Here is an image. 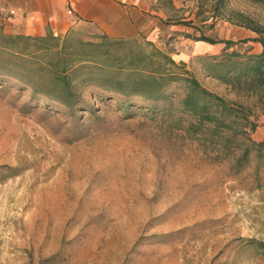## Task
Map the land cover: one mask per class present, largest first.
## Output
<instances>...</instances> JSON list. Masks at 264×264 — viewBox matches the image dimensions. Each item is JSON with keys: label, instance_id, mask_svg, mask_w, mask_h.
<instances>
[{"label": "rangeland", "instance_id": "rangeland-1", "mask_svg": "<svg viewBox=\"0 0 264 264\" xmlns=\"http://www.w3.org/2000/svg\"><path fill=\"white\" fill-rule=\"evenodd\" d=\"M149 8L152 23L136 36L172 46L205 87L235 98L198 60L222 45L174 39L172 30L195 31L173 22L193 19L216 39L256 34L223 18L202 22L209 8L195 16V0ZM236 11L264 24L259 5L228 0L226 12ZM236 46L260 50L254 41ZM94 101L92 112L70 117L27 88L0 84V264H264L246 241H264V168L236 171L170 118ZM257 114L253 137L262 139Z\"/></svg>", "mask_w": 264, "mask_h": 264}, {"label": "trees", "instance_id": "trees-1", "mask_svg": "<svg viewBox=\"0 0 264 264\" xmlns=\"http://www.w3.org/2000/svg\"><path fill=\"white\" fill-rule=\"evenodd\" d=\"M245 1L264 8V0ZM195 3L197 17L209 8L202 22L223 18L256 34L249 39H216L193 19L173 22L195 31L172 30L174 39L222 45L220 53L199 55L198 60L205 73L235 98L205 87L172 57V46L161 48L140 34L110 36L83 29H70L64 35L50 29L40 35L9 32L3 17L11 12L0 17V84L27 88L33 100L70 117H77L79 111L92 112L94 100H99L114 101L125 115L142 110L153 119L170 118L176 129L198 140L214 158L231 161L236 171L253 166L258 173L264 168V138L256 139L253 133L259 126L257 112L264 113V24L241 11L226 12L228 0ZM248 41L259 43V52L236 46ZM246 241L264 255V241Z\"/></svg>", "mask_w": 264, "mask_h": 264}, {"label": "crops", "instance_id": "crops-1", "mask_svg": "<svg viewBox=\"0 0 264 264\" xmlns=\"http://www.w3.org/2000/svg\"><path fill=\"white\" fill-rule=\"evenodd\" d=\"M154 0H0L4 29L40 35L50 29L64 35L91 26L110 36L130 37L152 23ZM68 10L72 12L69 13Z\"/></svg>", "mask_w": 264, "mask_h": 264}, {"label": "built area", "instance_id": "built-area-1", "mask_svg": "<svg viewBox=\"0 0 264 264\" xmlns=\"http://www.w3.org/2000/svg\"><path fill=\"white\" fill-rule=\"evenodd\" d=\"M69 13H71L72 11L71 10H68Z\"/></svg>", "mask_w": 264, "mask_h": 264}]
</instances>
